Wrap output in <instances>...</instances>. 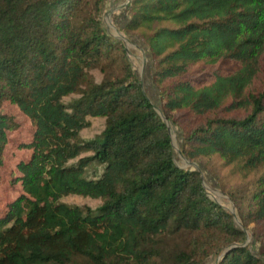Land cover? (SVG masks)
<instances>
[{
	"label": "trees",
	"instance_id": "16d2710c",
	"mask_svg": "<svg viewBox=\"0 0 264 264\" xmlns=\"http://www.w3.org/2000/svg\"><path fill=\"white\" fill-rule=\"evenodd\" d=\"M105 2L0 0V104L33 129L0 264H264V0H129L122 32L142 41L158 105L104 29ZM89 118L104 125L84 140ZM167 123L186 160L262 168L261 189L225 209L176 164ZM17 127L0 112V171Z\"/></svg>",
	"mask_w": 264,
	"mask_h": 264
},
{
	"label": "rangeland",
	"instance_id": "374dc122",
	"mask_svg": "<svg viewBox=\"0 0 264 264\" xmlns=\"http://www.w3.org/2000/svg\"><path fill=\"white\" fill-rule=\"evenodd\" d=\"M128 1L106 0L101 18L102 25L112 36L120 38L124 42L132 68L142 84L143 91L155 105H158L157 93L151 81L153 72L151 62L146 50L141 44L142 41L137 37H127L122 32L123 25L127 20L126 8ZM94 74L97 78L99 77L96 73ZM67 101L68 99H65V102ZM0 112L14 116L15 121L18 122V127L8 133L5 165L0 171V214H2L6 210L7 205L20 193L19 184L11 183V181L18 176V172L15 169L16 164L29 157V151L24 149L23 145H26L31 140L33 129L28 119L10 103H1ZM179 117L178 122L181 126H184L185 122L190 119L188 115L183 114ZM89 121L90 126L81 132V138L84 140L91 139L99 134L104 125V121L101 118H89ZM167 124L176 164L181 168L199 169L208 195L225 209L232 213L236 212V208L229 197L230 194L243 196L242 203L248 204L251 196L258 188L261 189V185H258L257 180L262 174V168L258 170L245 169L240 162L226 165L217 155L202 158L195 162L186 160L180 152L181 138L179 128L181 126ZM63 201L69 204L89 206L91 208H95L99 204L98 200L79 196H68L63 198ZM253 227L254 225L251 224L248 230ZM247 240L251 244L253 252L257 254L258 243L253 242L249 234ZM259 247H261L260 242ZM262 248L263 250L261 252L264 259V247ZM204 264H215V262L211 258L206 260Z\"/></svg>",
	"mask_w": 264,
	"mask_h": 264
}]
</instances>
